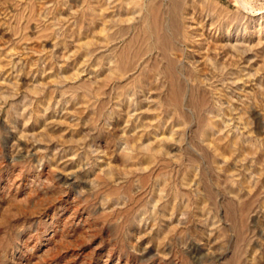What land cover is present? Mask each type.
<instances>
[{
	"label": "rangeland",
	"instance_id": "rangeland-1",
	"mask_svg": "<svg viewBox=\"0 0 264 264\" xmlns=\"http://www.w3.org/2000/svg\"><path fill=\"white\" fill-rule=\"evenodd\" d=\"M0 264H264V0H0Z\"/></svg>",
	"mask_w": 264,
	"mask_h": 264
},
{
	"label": "bare ground",
	"instance_id": "bare-ground-1",
	"mask_svg": "<svg viewBox=\"0 0 264 264\" xmlns=\"http://www.w3.org/2000/svg\"><path fill=\"white\" fill-rule=\"evenodd\" d=\"M193 18V17H192ZM194 19V18H193ZM192 23V21H190ZM246 29V28H245ZM249 31V30H248ZM228 36L231 35L230 32H227ZM247 34V33H246ZM236 39V38H235ZM233 41V40H232ZM235 42V41H234ZM229 43V42H228ZM230 44V43H229ZM235 45V44H233ZM237 48V47H236Z\"/></svg>",
	"mask_w": 264,
	"mask_h": 264
}]
</instances>
